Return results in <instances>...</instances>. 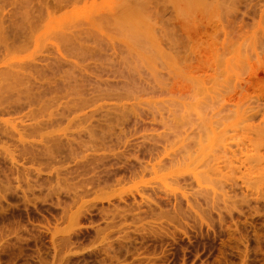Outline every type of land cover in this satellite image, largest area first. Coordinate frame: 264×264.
<instances>
[{
	"label": "rangeland",
	"instance_id": "1",
	"mask_svg": "<svg viewBox=\"0 0 264 264\" xmlns=\"http://www.w3.org/2000/svg\"><path fill=\"white\" fill-rule=\"evenodd\" d=\"M0 264H264V0H0Z\"/></svg>",
	"mask_w": 264,
	"mask_h": 264
}]
</instances>
